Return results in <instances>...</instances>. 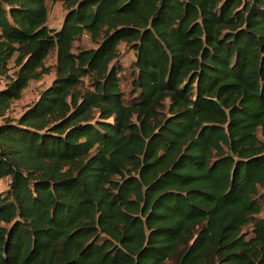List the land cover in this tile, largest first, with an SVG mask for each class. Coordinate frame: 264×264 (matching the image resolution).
I'll list each match as a JSON object with an SVG mask.
<instances>
[{"label":"trees","instance_id":"obj_1","mask_svg":"<svg viewBox=\"0 0 264 264\" xmlns=\"http://www.w3.org/2000/svg\"><path fill=\"white\" fill-rule=\"evenodd\" d=\"M46 2L0 0V116L56 58L0 125V264H264V0Z\"/></svg>","mask_w":264,"mask_h":264},{"label":"rangeland","instance_id":"obj_2","mask_svg":"<svg viewBox=\"0 0 264 264\" xmlns=\"http://www.w3.org/2000/svg\"><path fill=\"white\" fill-rule=\"evenodd\" d=\"M66 0H47L46 8L48 10V20L47 26L49 29L54 31L59 30L63 19L66 15ZM96 48V45L91 42L90 37L84 34L80 40L74 44V52L78 50L93 49ZM119 57L112 63L115 67H121L123 73H120V88L126 100L130 98V93L132 91V80L131 75L132 69L131 65L135 61V53L131 50L130 47L125 44H120L117 48ZM56 64L55 54H51L45 61V66L49 67L50 72L48 75L42 76L38 81H31L28 87L23 91L21 99L15 102H12L9 107L2 113L0 116V125L6 121L12 122L16 125V121L39 99L40 94L49 88L52 82L55 79L54 68ZM9 72L8 75L12 76L16 69L13 66L12 61L8 66ZM6 80L0 79V91L5 89ZM86 84V82H85ZM257 136L260 141L264 142V137L257 133ZM10 180L4 179L0 182V194L4 195L8 190ZM249 232L250 229H246L245 232ZM168 264H171L169 262Z\"/></svg>","mask_w":264,"mask_h":264}]
</instances>
